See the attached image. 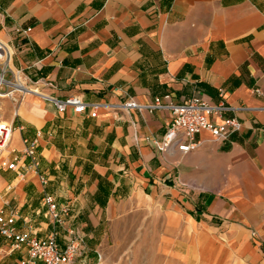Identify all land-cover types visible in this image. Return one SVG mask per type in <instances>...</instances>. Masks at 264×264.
I'll return each instance as SVG.
<instances>
[{
	"label": "crops",
	"instance_id": "0c3cea01",
	"mask_svg": "<svg viewBox=\"0 0 264 264\" xmlns=\"http://www.w3.org/2000/svg\"><path fill=\"white\" fill-rule=\"evenodd\" d=\"M0 38L43 93L99 105L92 117L0 99L11 148L36 141L40 161L39 173L0 167V209L20 231L82 237L72 264H264V0H0ZM221 91L241 129L202 131L188 153L160 150L168 110L120 106ZM46 193L71 205L63 225ZM25 259L0 236V264Z\"/></svg>",
	"mask_w": 264,
	"mask_h": 264
},
{
	"label": "built area",
	"instance_id": "2783aa9c",
	"mask_svg": "<svg viewBox=\"0 0 264 264\" xmlns=\"http://www.w3.org/2000/svg\"><path fill=\"white\" fill-rule=\"evenodd\" d=\"M31 31V27L16 30L21 35H27ZM13 56V48L0 38V65H2L0 68V99L11 98L18 106L26 95H37L52 102L60 112L72 109L75 113L81 114L88 106H91L90 115L97 117L98 104L87 103L77 95L57 98L33 86L21 69L12 67ZM2 87L6 90L2 91ZM255 93L264 94L260 88H256ZM220 96L221 100L218 102H213L200 95L190 97L183 102H175L170 94H166L163 97H156L148 104L131 99L120 106L128 110H168L171 113V119L160 150L188 153L199 145L197 134L202 131H209L215 139L224 141L232 132L241 129L239 119L228 115L235 108L227 103L223 91L220 92ZM15 115H18L17 108ZM15 131L13 123L0 114V154L8 151L6 157L0 158L2 159L1 166L19 173L21 168L39 173L40 161L36 151V141L23 139L24 147L21 151L11 148ZM40 178L42 182H46L44 176L40 175ZM42 201L49 218L54 223L63 225L71 214V205H60L50 193H46ZM0 236L10 241L14 248H26L27 259L23 261V264L31 262L33 264H72L83 243V238L71 231L63 244L58 241L56 232L39 238L29 232L20 231L16 224L15 213H8L5 208L0 209Z\"/></svg>",
	"mask_w": 264,
	"mask_h": 264
},
{
	"label": "rangeland",
	"instance_id": "374dc122",
	"mask_svg": "<svg viewBox=\"0 0 264 264\" xmlns=\"http://www.w3.org/2000/svg\"><path fill=\"white\" fill-rule=\"evenodd\" d=\"M2 91L6 90L5 87H2L1 88ZM1 163H2V159H0V167H1ZM3 203V197H2V193H0V206L2 205Z\"/></svg>",
	"mask_w": 264,
	"mask_h": 264
},
{
	"label": "bare ground",
	"instance_id": "6f19581e",
	"mask_svg": "<svg viewBox=\"0 0 264 264\" xmlns=\"http://www.w3.org/2000/svg\"><path fill=\"white\" fill-rule=\"evenodd\" d=\"M8 154V151H4L3 153L0 154V158L6 157Z\"/></svg>",
	"mask_w": 264,
	"mask_h": 264
}]
</instances>
